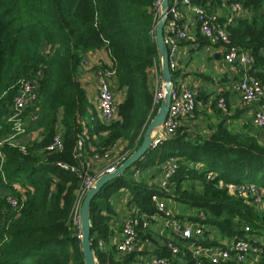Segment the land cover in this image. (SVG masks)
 Listing matches in <instances>:
<instances>
[{
  "label": "trees",
  "instance_id": "trees-1",
  "mask_svg": "<svg viewBox=\"0 0 264 264\" xmlns=\"http://www.w3.org/2000/svg\"><path fill=\"white\" fill-rule=\"evenodd\" d=\"M155 1L0 0V264H84L73 223L74 210L84 197L79 192L83 180L98 177L116 159L122 163L131 155L159 107L154 102L155 79L161 76ZM191 1L207 14L234 2ZM241 2L249 11L246 18L226 24L225 15L216 12L217 23L228 33L224 46L247 52L254 62L249 71L262 83L264 1ZM198 36L210 43L200 32ZM103 48L110 64L94 65L92 70L112 69L123 94L118 116L109 122L100 119L78 80L86 55ZM178 74L177 69L171 70L173 79ZM22 82L34 84L38 93L23 112L26 117L37 111L25 133L39 132L32 139L19 138V144H10L6 139L14 131L7 117ZM56 135L60 147L48 149ZM171 158L176 169L167 186L161 187V165ZM152 167L156 172L148 175L157 174L156 180L144 173ZM133 168L140 170L135 178ZM242 182L263 189L252 195L250 189L239 193L228 187ZM123 187L128 191L120 192ZM263 193L264 142L256 135L220 125L208 138H200L179 125L161 143L150 146L130 169L104 183L92 198L90 241L96 264H145L152 255L171 264H210L206 257H194L183 249L184 253L173 255L166 246L171 242L168 233L163 236L150 228H138L140 250L118 251L113 238L126 213L116 206L121 194L124 207L135 204L151 224L163 215L151 194L170 198L186 209L173 218L204 228L200 239H190L195 246L215 247L225 238L252 240L258 249L254 264H264V241L257 239L264 237V210L255 206ZM166 206L170 209L171 204ZM209 228L219 237L210 236ZM174 242L180 244L177 239Z\"/></svg>",
  "mask_w": 264,
  "mask_h": 264
},
{
  "label": "built area",
  "instance_id": "built-area-1",
  "mask_svg": "<svg viewBox=\"0 0 264 264\" xmlns=\"http://www.w3.org/2000/svg\"><path fill=\"white\" fill-rule=\"evenodd\" d=\"M159 3L160 0L155 1V5L158 7V15ZM228 8L229 13L225 15L226 24L232 23L238 18H246L249 14L248 9L244 7L241 0H234ZM216 12L217 10L212 14H207L200 5L193 3L191 0H168V8L165 13L163 25V37L167 46L169 68L170 70L178 68L177 55L181 41L190 38L192 29L198 30L211 44L222 47V60L225 63L237 66L239 79L235 89L243 104H253L255 106L251 115V122L256 130H260L264 133V87L260 80H257L249 71L254 64L253 59L247 52L238 50L234 47L228 48L224 46V44H228L229 42L228 33L224 27L217 23V18L221 14L217 15ZM187 18L193 19L194 22L192 26L191 23L187 21ZM155 72L157 73V71ZM94 74L97 80L95 107L101 119L105 122H109L117 118V105L120 102L117 100L115 101L111 90L112 85L110 80L114 79V71L112 69H98ZM177 80H179L181 84L176 85L173 82L167 114L161 126L157 129L158 131L153 133L150 145L152 147L158 145L162 140L171 135L176 127L179 126L180 117L192 113L198 104L196 100V91L187 87H182V80L179 77H177ZM37 97V88L34 84L29 82L21 83L19 91L13 99L11 112L7 117V121L12 124V129L14 131L13 134L6 139L10 144H19V138L21 139L27 136L23 128L26 118L23 116V112L27 106L34 104ZM163 97V82L161 76H159L155 79V104L160 105ZM218 105L220 107L224 106L222 99L219 100ZM59 147L60 136L56 135L52 143L48 146V149H56ZM120 164V160L116 159L110 167L101 171L98 177L84 178L79 192L85 195L88 189L94 185L101 175L113 172ZM161 166L162 171L159 177V184L161 187H166L168 180L172 177L176 169V163L175 160L171 158L165 161ZM139 174V169H132L131 176L133 178L137 177ZM228 187L239 193L250 189V192H254V195L257 191L263 189L249 182L230 183ZM241 189H244V191H240ZM151 199L156 203L157 209L163 213L162 218H155V222L151 224L149 218L140 213L135 204H129L124 217L120 220V231H118L113 238L118 251L130 253L134 250H140L137 233L138 228H150L153 233L163 236L168 233L171 242H167L166 246L171 250L173 255H177L182 251L181 249H183L184 252L189 251L194 257H206L210 264H221L229 261L254 264L256 261L258 249L251 243L252 240L243 239L229 241V239L225 238L221 240V245L215 247L195 246L194 242L190 239H200L203 235L204 228L195 222H182L179 219L173 218L174 213L172 209L167 208L166 199L161 198L160 195L151 194ZM259 201L260 199L258 197L254 200L255 204H258ZM79 209L80 208L78 207L77 209L76 206L73 215V223H75L78 230V238L81 237ZM153 226H155V228H153ZM245 230H249V227L245 226ZM176 239L180 241V244L174 242ZM253 241L256 242L255 240ZM143 246L142 244L141 247L145 248ZM147 250L150 251L151 247ZM144 261L145 264H171L169 259L155 255L145 258Z\"/></svg>",
  "mask_w": 264,
  "mask_h": 264
},
{
  "label": "crops",
  "instance_id": "crops-1",
  "mask_svg": "<svg viewBox=\"0 0 264 264\" xmlns=\"http://www.w3.org/2000/svg\"><path fill=\"white\" fill-rule=\"evenodd\" d=\"M223 6L216 8L217 13L227 15L228 13H225L229 12V8L225 6L223 8ZM187 21L192 26L193 19L187 18ZM198 33V30H191L190 38L180 44L177 55V70L179 71L177 77L182 80V87L196 91L198 102L192 113L180 117L179 125L183 126L189 135L200 138H208L221 125L232 132L247 131L256 135L258 141L264 142V133L256 130L251 122L255 106L243 104L235 89L239 79L237 66L225 63L222 60V47L208 43L207 40L199 37ZM98 64H110L107 51L104 48L87 54L78 73V80L84 88L87 98L94 105L97 96V80L92 67ZM262 80L264 87V78ZM111 85L114 88L112 82ZM122 95L120 91L117 101L121 100ZM220 99L223 100V107L218 105ZM97 114L100 117L98 112ZM34 116H37V111H33L25 119L32 120ZM38 132V130L32 131L26 137L32 139L38 135ZM155 172L156 167H152L144 173L147 176ZM156 178L157 174L154 178L148 175L149 180H156ZM122 196L121 194V197H116L115 200H118L116 206L119 212H126Z\"/></svg>",
  "mask_w": 264,
  "mask_h": 264
},
{
  "label": "water",
  "instance_id": "water-1",
  "mask_svg": "<svg viewBox=\"0 0 264 264\" xmlns=\"http://www.w3.org/2000/svg\"><path fill=\"white\" fill-rule=\"evenodd\" d=\"M167 8H168V0H160L159 15L154 28L156 47L160 59V70H161V79L163 82L164 97L160 102L157 112L148 123L143 133V137L139 147L131 155H129L113 172L101 175L96 180L94 185L88 189V191L85 193L83 197L79 209V217H80V230H81L80 245L82 249L84 264H96L94 253L91 249V241H90L89 207L92 198L98 193V191L102 188L104 183L117 176L122 175L132 164H134L138 159H140L143 156V154L146 152V150H148V148H150L153 132L161 126L167 114V110L170 104L171 88L173 82L176 85L181 84L179 80H177V77L175 79L172 78L171 70L169 68V63H168L167 46L163 37V25H164L165 13L167 11Z\"/></svg>",
  "mask_w": 264,
  "mask_h": 264
},
{
  "label": "rangeland",
  "instance_id": "rangeland-1",
  "mask_svg": "<svg viewBox=\"0 0 264 264\" xmlns=\"http://www.w3.org/2000/svg\"><path fill=\"white\" fill-rule=\"evenodd\" d=\"M114 80V79H113ZM113 80L111 81L110 80V82H112V84H113V86H114V88H112L111 90H112V93H113V97H114V99H115V101L116 100H118L117 99V97L118 96H120V91L117 89V84H116V82L114 81L113 82ZM122 99V98H121ZM119 101H121V100H119ZM118 101V102H119ZM93 104V103H92ZM94 105V104H93ZM29 120L28 119H25L24 120V126H23V128L24 129H26V127H27V125H28V122ZM27 124V125H26ZM129 169H130V167H129ZM188 186H190V184H187ZM125 191H128V187H123L121 190H120V192H125ZM240 191H244V189H241ZM254 194V192H252V195ZM264 194V193H263ZM166 203H168V204H171V206H173L174 205V207H175V209H173L172 210V212L173 213H176V212H178V213H184L185 212V208L182 206V205H180L178 202H176V201H173L172 199H166ZM170 206V209H172V207ZM258 209H263L264 210V196L261 198V202H260V204L257 206V205H255ZM153 228H155V226H153ZM209 230L211 231V235L210 236H212V237H219V235L217 234V232H216V230L214 229V228H209ZM258 236V235H257ZM250 238H251V235H250ZM258 239V241H260V243H262L263 241H264V237H262L261 238V236L260 237H258L257 238ZM256 241V240H255Z\"/></svg>",
  "mask_w": 264,
  "mask_h": 264
}]
</instances>
